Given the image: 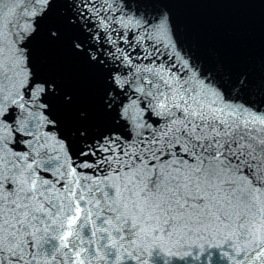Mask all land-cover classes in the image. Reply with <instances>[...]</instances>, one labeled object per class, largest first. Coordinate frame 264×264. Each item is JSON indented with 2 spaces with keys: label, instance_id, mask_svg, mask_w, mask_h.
<instances>
[{
  "label": "snow or ice",
  "instance_id": "1",
  "mask_svg": "<svg viewBox=\"0 0 264 264\" xmlns=\"http://www.w3.org/2000/svg\"><path fill=\"white\" fill-rule=\"evenodd\" d=\"M167 2L0 0V264H264V82L225 87L138 7ZM59 4L48 42L106 74L103 123L80 111L70 138L35 62Z\"/></svg>",
  "mask_w": 264,
  "mask_h": 264
},
{
  "label": "water",
  "instance_id": "2",
  "mask_svg": "<svg viewBox=\"0 0 264 264\" xmlns=\"http://www.w3.org/2000/svg\"><path fill=\"white\" fill-rule=\"evenodd\" d=\"M138 7L167 8L182 44L203 62L206 70L225 81V87H228L226 81L234 83L242 73H247L257 85L264 82V0H169L165 4ZM64 8L70 12L67 4L53 5V13L42 22L34 47L38 70L61 91V97L53 101L55 114L61 120L62 134L70 138L72 132L85 126L78 118L80 111H88L92 116L88 126L103 123L98 109L106 74L73 54L70 41L48 42L47 27L59 23V10ZM66 93L73 96V103L68 106L59 103ZM48 247L51 250L52 245ZM209 254L213 264H227L220 250H210ZM183 264L203 262L193 256Z\"/></svg>",
  "mask_w": 264,
  "mask_h": 264
},
{
  "label": "clouds",
  "instance_id": "3",
  "mask_svg": "<svg viewBox=\"0 0 264 264\" xmlns=\"http://www.w3.org/2000/svg\"><path fill=\"white\" fill-rule=\"evenodd\" d=\"M233 85L232 84H228V87H232ZM235 87H239V85H235ZM113 243H115V241H113ZM167 251V248L166 247H164V248H162L161 249V252L162 253H165ZM103 254L101 253V256H102ZM223 255H226V254H222V256ZM120 257L118 256L117 257V259H119ZM168 260H170V258H168V257H166V256H164V255H162V254H157L156 256H155V259H154V264H168ZM185 261H187V260H185Z\"/></svg>",
  "mask_w": 264,
  "mask_h": 264
}]
</instances>
